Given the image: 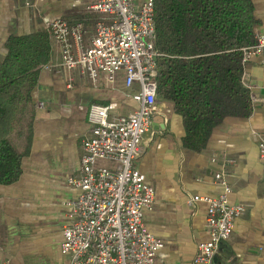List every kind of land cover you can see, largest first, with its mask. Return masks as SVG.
<instances>
[{
	"label": "crops",
	"instance_id": "crops-1",
	"mask_svg": "<svg viewBox=\"0 0 264 264\" xmlns=\"http://www.w3.org/2000/svg\"><path fill=\"white\" fill-rule=\"evenodd\" d=\"M66 1L0 0V61L7 57L14 37L47 33L51 44V61L40 69L32 93L36 116L30 155L23 159L16 183L0 184V264L68 263L61 252L63 228L67 202L78 196L68 180L80 173L82 140L90 130L89 107L110 106L111 119L138 108L131 97L138 86L126 88L122 73L115 84L105 77L94 83L79 70L62 66L60 46L48 23L83 20L90 38L97 17L80 15L78 7L85 0ZM250 1L259 20L257 37H264V0ZM74 9L77 12L65 18ZM243 82L251 91L253 114L224 119L201 152L184 146L182 117L171 102L158 98L143 154L135 162L144 182L155 190L144 223L164 244L156 264H193L200 244L210 238L208 205L198 202L191 207L187 201L195 195L219 196L224 188L215 178L218 173L232 190L230 203L244 205L246 214L235 220L233 236L221 245L213 264H264V162L254 135L264 137V64L259 58L245 66ZM15 145L19 147L18 142Z\"/></svg>",
	"mask_w": 264,
	"mask_h": 264
},
{
	"label": "built area",
	"instance_id": "built-area-1",
	"mask_svg": "<svg viewBox=\"0 0 264 264\" xmlns=\"http://www.w3.org/2000/svg\"><path fill=\"white\" fill-rule=\"evenodd\" d=\"M88 11L97 15L90 38L83 20L59 19L47 25L60 46L62 66L79 70L94 83L105 77L115 84L122 73L126 88L138 86L131 95L138 108L111 119L110 106L90 105L80 173L68 180L78 196L67 202L61 252L68 257L67 264H156L164 244L144 223L155 190L135 167L158 105L161 55L156 49L155 1L95 0ZM253 58L264 64V37L258 36L255 45L243 49L244 67ZM254 135L264 162V137ZM215 178L224 188L219 196L195 195L187 201L191 207L198 202L208 205L210 238L200 244L193 264H213L221 245L233 236L235 220L246 214L244 205L230 203L232 190L224 175Z\"/></svg>",
	"mask_w": 264,
	"mask_h": 264
},
{
	"label": "trees",
	"instance_id": "trees-1",
	"mask_svg": "<svg viewBox=\"0 0 264 264\" xmlns=\"http://www.w3.org/2000/svg\"><path fill=\"white\" fill-rule=\"evenodd\" d=\"M154 1L161 55L158 98L171 102L182 117L184 146L201 152L224 119L253 114L242 61L243 49L257 43L259 20L250 0ZM50 61L47 33L12 38L7 57L0 61L1 185H12L22 176L33 141L32 93L40 69Z\"/></svg>",
	"mask_w": 264,
	"mask_h": 264
},
{
	"label": "rangeland",
	"instance_id": "rangeland-1",
	"mask_svg": "<svg viewBox=\"0 0 264 264\" xmlns=\"http://www.w3.org/2000/svg\"><path fill=\"white\" fill-rule=\"evenodd\" d=\"M95 0H85L82 4L79 5V10L80 11V15L81 14H88L89 13V17L87 18H91L90 20H92V18H94V14L91 13V11H88V7L94 2ZM65 3H67V1L65 0ZM66 6V5H65ZM77 12V9H74V11L69 10V13L65 14V18L71 17V15H74ZM97 18V17H96ZM83 19V18H81Z\"/></svg>",
	"mask_w": 264,
	"mask_h": 264
}]
</instances>
